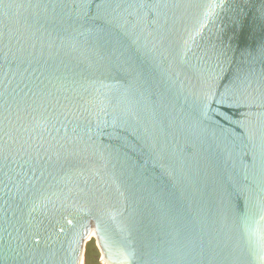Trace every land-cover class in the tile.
<instances>
[{"label":"water","instance_id":"water-1","mask_svg":"<svg viewBox=\"0 0 264 264\" xmlns=\"http://www.w3.org/2000/svg\"><path fill=\"white\" fill-rule=\"evenodd\" d=\"M264 264V0H0V264Z\"/></svg>","mask_w":264,"mask_h":264},{"label":"trees","instance_id":"trees-1","mask_svg":"<svg viewBox=\"0 0 264 264\" xmlns=\"http://www.w3.org/2000/svg\"><path fill=\"white\" fill-rule=\"evenodd\" d=\"M93 250V260L91 258V251ZM99 253L94 245V241L90 240L86 245L85 250V263L84 264H97Z\"/></svg>","mask_w":264,"mask_h":264},{"label":"rangeland","instance_id":"rangeland-1","mask_svg":"<svg viewBox=\"0 0 264 264\" xmlns=\"http://www.w3.org/2000/svg\"><path fill=\"white\" fill-rule=\"evenodd\" d=\"M94 245H95V243H94ZM96 247V246H95ZM97 249V248H96ZM93 250L91 251V258H92V260H93ZM97 264H102L101 263V261H100V256L98 257V260H97Z\"/></svg>","mask_w":264,"mask_h":264},{"label":"bare ground","instance_id":"bare-ground-1","mask_svg":"<svg viewBox=\"0 0 264 264\" xmlns=\"http://www.w3.org/2000/svg\"><path fill=\"white\" fill-rule=\"evenodd\" d=\"M100 261H101L102 264H105V263L102 262V260H100Z\"/></svg>","mask_w":264,"mask_h":264}]
</instances>
